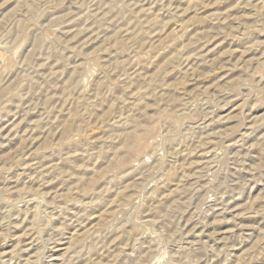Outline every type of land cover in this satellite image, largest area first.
I'll list each match as a JSON object with an SVG mask.
<instances>
[{
  "label": "rangeland",
  "instance_id": "1",
  "mask_svg": "<svg viewBox=\"0 0 264 264\" xmlns=\"http://www.w3.org/2000/svg\"><path fill=\"white\" fill-rule=\"evenodd\" d=\"M0 264H264V0H0Z\"/></svg>",
  "mask_w": 264,
  "mask_h": 264
}]
</instances>
